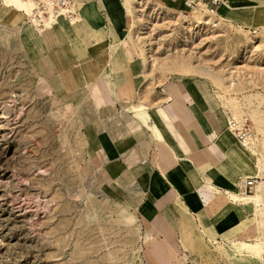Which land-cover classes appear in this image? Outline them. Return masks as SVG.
<instances>
[{
    "label": "rangeland",
    "instance_id": "374dc122",
    "mask_svg": "<svg viewBox=\"0 0 264 264\" xmlns=\"http://www.w3.org/2000/svg\"><path fill=\"white\" fill-rule=\"evenodd\" d=\"M5 2L18 10L27 4ZM126 7L122 55L117 36L105 41L113 43V54L103 49L97 58L136 60L130 71L148 80V91L192 81V91L210 93L212 108L222 118L249 115L254 137H261L249 143L257 152L251 154L248 145L234 139L250 159L252 176H263L264 133L251 112H264V27L246 29L225 21L219 11L209 24L198 25L207 20L208 10L184 17L147 0H132ZM50 21L44 26L33 25L27 16L22 26L0 21V264H264V223L252 218L242 202L227 203L226 191L214 189L216 198L207 206L235 208L241 217L236 225L221 232L206 214L211 211L193 202L196 216L183 208L162 232L141 220L132 176L106 183L104 153L94 138L101 129L95 110L109 99L104 92L113 104L116 100L109 68L102 78L107 88L89 83L78 89L84 78L77 67H50L43 46L34 40L38 35L47 40L54 25L65 24L75 48L81 55L88 52L78 45L75 22ZM90 37L102 42L105 36L91 29ZM113 70L116 76L123 73L116 66ZM139 98L137 104L130 99L131 105L150 110V100ZM156 122L152 115L146 127L127 119L141 136Z\"/></svg>",
    "mask_w": 264,
    "mask_h": 264
},
{
    "label": "crops",
    "instance_id": "0c3cea01",
    "mask_svg": "<svg viewBox=\"0 0 264 264\" xmlns=\"http://www.w3.org/2000/svg\"><path fill=\"white\" fill-rule=\"evenodd\" d=\"M131 1L78 0L81 20L72 25V29L80 30L81 42L78 45L88 49L83 55L75 48L65 24L54 25L47 40L38 35L34 43L43 46L50 67L56 70L77 67L82 72L84 80L78 89H85L89 83L103 87L107 82L102 79L103 73L106 67L109 68L116 100L113 104L110 93L104 92V98L109 99L106 105L95 110L101 129L94 141L104 153L106 183L118 184L129 175L134 178L133 183L139 193L137 209L143 223L163 232L166 227L170 228L169 219H177V211L183 208L196 216L190 203L201 202L203 209L211 211L206 214L215 220V227L221 232L226 231L239 223L241 217L235 208L228 205L207 206L216 198L213 190L237 191V180L242 176H252V169L248 155L227 129V120L212 108L210 93L206 89H203V94L197 91L199 100L197 92L192 91V81L172 83L167 91H148V80L142 81L138 79L140 75L130 71L136 60L129 59L128 62L118 55L103 60L97 58L99 50H107L110 56L113 54V43L106 46V39L113 40L119 36L121 47L118 50H124L122 46L126 39L120 35L128 29L126 6L127 3L130 6ZM147 1L170 12L187 10L184 0ZM218 11L225 21L246 29L264 27V0H227ZM0 21L22 26L26 23V14L0 0ZM91 29L103 31L105 37L102 42L90 37ZM125 65H128L126 73L122 67ZM100 66L104 67L101 68L103 72L100 70L96 77L91 78ZM114 66L118 73H123L116 76ZM117 81L121 83L119 87L115 85ZM137 96L141 102L145 101L144 97L150 100V110L144 105H131L130 99L134 104L138 103ZM150 113L158 122L150 126L151 130L146 129L147 134L138 135L128 126L127 119L135 118V126L146 127Z\"/></svg>",
    "mask_w": 264,
    "mask_h": 264
},
{
    "label": "built area",
    "instance_id": "2783aa9c",
    "mask_svg": "<svg viewBox=\"0 0 264 264\" xmlns=\"http://www.w3.org/2000/svg\"><path fill=\"white\" fill-rule=\"evenodd\" d=\"M32 3L31 13L27 14V21L35 25L44 26V19L50 15L65 14L66 18L75 23L79 20V11H72L73 7L78 8V0H29ZM227 0H184L186 12L192 11L196 6H206L212 12L218 11L219 7L225 5ZM227 129H229L238 142L249 141L255 134L252 120L249 115L243 114L239 118H227ZM264 189L263 176H242L236 182L239 193L251 194L257 191L258 186Z\"/></svg>",
    "mask_w": 264,
    "mask_h": 264
},
{
    "label": "bare ground",
    "instance_id": "6f19581e",
    "mask_svg": "<svg viewBox=\"0 0 264 264\" xmlns=\"http://www.w3.org/2000/svg\"><path fill=\"white\" fill-rule=\"evenodd\" d=\"M24 1L28 5L25 4V3H21L20 7L23 8V9H21V11H24L25 14L26 13L30 14L31 13V8H32V3L29 0H24ZM199 9L208 10L209 13L205 14V18H207V20H204V21L199 20L198 21V25H201L203 23L204 24H209L210 19H212L214 17V15L217 14V12H218V11L212 12L211 10H209L207 8H204L202 6H196L192 11H189V12H186V11H182V12L184 13V17H185V15L188 17L191 14H193V13H195L197 11H200ZM72 11L78 12V8L77 7H73ZM63 18H66L65 14H63V13L59 14V15H50L49 17L44 19V22L46 20H51L50 22H53V21L60 20V19H63ZM186 21H189V20H186ZM35 22H36L35 24L38 25V21H35ZM263 106H261V107H263ZM251 117H252V119H253V121L255 123V126L262 133H264V112L260 111L258 109H254V111L251 112ZM253 137L247 142H244V143H240L239 142L240 144H242L244 146L248 145V149H249V152L251 154H255V152H257V146H253L252 147V146L249 145V143L251 142ZM259 140H261V137H260V135L257 134L254 137V139L252 140V143H256L257 144V142ZM239 194L240 195H244L245 193H239ZM245 195H247V194H245ZM225 198L227 199V203H231L232 202L234 205H236V203L239 202V201L242 202V204L245 205L246 208L250 211V215L252 216V218H255V219L259 218L261 220V222L264 223V220H263V218H264V189H263L262 185L258 186V189H257V191L254 194H252V193L249 194L248 193V195L244 196V197H241V196H239L237 194H234L232 191H226Z\"/></svg>",
    "mask_w": 264,
    "mask_h": 264
}]
</instances>
